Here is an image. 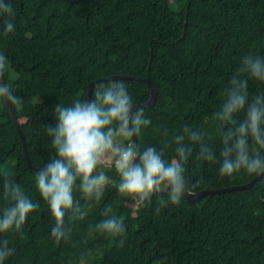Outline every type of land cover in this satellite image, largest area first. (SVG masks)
<instances>
[{
	"label": "trees",
	"instance_id": "1",
	"mask_svg": "<svg viewBox=\"0 0 264 264\" xmlns=\"http://www.w3.org/2000/svg\"><path fill=\"white\" fill-rule=\"evenodd\" d=\"M15 10V29L3 35L6 16L0 15V54L7 58L4 80L21 97L23 108L12 106L25 137L31 164L44 167L52 149L43 125L55 123L54 105L87 99L90 83L114 75L135 78L123 82L135 104L150 98L143 78L156 89L152 106L140 108L151 121L138 139L140 150L163 148L165 159L176 156L175 135L185 126L208 135L206 144L217 162L196 159L199 145L187 138L192 155L185 164L189 186L197 192L237 186L257 174L220 175L223 148L215 113L225 89L248 54L264 57V0H7ZM251 96L264 93V83L249 79ZM92 93V99H93ZM244 113L237 115L238 121ZM167 129V135L163 134ZM264 155V150H261ZM99 201L83 219L66 215L72 228L68 242L57 245L51 236L55 220L36 186L39 170L28 165L22 138L6 100L0 99V174L7 172L39 203L22 233H0L13 254L3 264H264V175L251 187L168 204L157 214L167 192H154L150 201L122 196L114 168ZM99 171V170H98ZM0 215L7 202L2 195ZM74 198L85 203L80 191ZM124 220V244L119 237L89 235V226L106 219L105 209Z\"/></svg>",
	"mask_w": 264,
	"mask_h": 264
},
{
	"label": "clouds",
	"instance_id": "2",
	"mask_svg": "<svg viewBox=\"0 0 264 264\" xmlns=\"http://www.w3.org/2000/svg\"><path fill=\"white\" fill-rule=\"evenodd\" d=\"M0 15L7 17L3 31L7 36L15 29V10L7 0H0ZM7 71V58L0 54V99L22 109V98L4 83ZM249 79L264 83V57L253 54L243 57L225 89L226 98L215 113L223 143L221 176L231 177L242 171L264 175V155L261 154L264 150V93L250 99ZM93 97L91 100L77 98L70 105L57 103L54 105L55 123L43 125L54 151L37 172L35 182L54 217L51 236L57 245L68 242L71 237L72 228L65 222L66 215L83 219L111 183L106 172L98 169L114 168L119 176L117 190L124 197L150 201L154 192L165 190L168 199L159 201L158 214L169 203L180 205L182 197L202 183L200 180L190 187L185 177V164L192 155V148L185 144L186 138L199 145L197 160L217 162L216 154L205 142L208 134L192 131L187 126L182 134L173 138L177 158L165 159L167 144L160 149L150 146L140 150L132 138L140 136L151 121L135 106L123 82L101 83L95 88ZM241 112L244 118L238 121L236 117ZM163 134L167 135V129H163ZM0 175L3 177V200L7 202L0 215V233L23 234L26 220L40 205L9 173ZM77 190L82 193L83 205L74 198ZM104 215L106 219L89 226V235L100 233L119 237L123 246L126 232L123 218L113 215L110 207L105 209ZM12 254L8 241L0 242V264ZM91 255V250L82 253L79 264H85Z\"/></svg>",
	"mask_w": 264,
	"mask_h": 264
},
{
	"label": "water",
	"instance_id": "3",
	"mask_svg": "<svg viewBox=\"0 0 264 264\" xmlns=\"http://www.w3.org/2000/svg\"><path fill=\"white\" fill-rule=\"evenodd\" d=\"M127 78H135V77H130V76H126V75H114V76H110L108 78H100V79H97L93 82L90 83V86H89V90H88V96H87V100H91L92 99V93H93V89H94V85L97 81H101V80H117V79H127ZM143 80L148 84L149 86V89H150V98L147 102L145 103H140V104H135L136 107L138 108H144V107H148V106H152L155 101H156V89H155V86L153 85V83L151 82V80L149 78H143ZM4 83H5V80H4ZM6 104L9 108V111L11 113V117H12V120L22 138V141H23V145H24V155H25V158H26V161L28 163L29 166L35 168L36 170H40L42 169L43 167H35L31 164L30 160H29V156H28V152H27V146H26V141H25V137H24V134L22 132V129H21V125H20V122L18 120V118L16 117L15 115V112L11 106L10 103H8L6 101ZM132 141L135 145L138 146V139L136 136H134L132 138ZM139 148V146H138ZM263 175H257L256 177H254L250 182L248 183H245V184H241V185H237V186H231V187H223V188H215V189H204V190H201V191H197V192H193V191H189L187 194H185L186 198L188 200H197L203 196H206V195H212V194H215V193H221V192H227V191H235V190H240V189H246V188H249L251 187L258 179H260Z\"/></svg>",
	"mask_w": 264,
	"mask_h": 264
},
{
	"label": "rangeland",
	"instance_id": "4",
	"mask_svg": "<svg viewBox=\"0 0 264 264\" xmlns=\"http://www.w3.org/2000/svg\"><path fill=\"white\" fill-rule=\"evenodd\" d=\"M98 170H100V169H98ZM139 201H140V200L137 198V200H136V203L133 205V207H134V208H136V207H137V205H138Z\"/></svg>",
	"mask_w": 264,
	"mask_h": 264
}]
</instances>
